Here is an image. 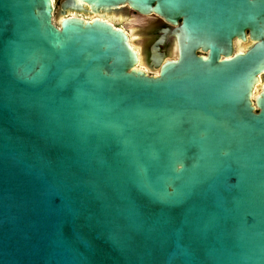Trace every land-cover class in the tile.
Instances as JSON below:
<instances>
[{
  "label": "water",
  "instance_id": "95a60500",
  "mask_svg": "<svg viewBox=\"0 0 264 264\" xmlns=\"http://www.w3.org/2000/svg\"><path fill=\"white\" fill-rule=\"evenodd\" d=\"M80 4L173 31L0 0V264H264V0Z\"/></svg>",
  "mask_w": 264,
  "mask_h": 264
},
{
  "label": "rangeland",
  "instance_id": "374dc122",
  "mask_svg": "<svg viewBox=\"0 0 264 264\" xmlns=\"http://www.w3.org/2000/svg\"><path fill=\"white\" fill-rule=\"evenodd\" d=\"M62 1L63 0H54L53 1L56 5L55 6L56 10H55L54 15H58L59 10H60V4ZM60 17L61 16H58V19H57L59 23L62 20V19H60ZM67 17H70V16L67 15ZM90 17H92V19H90V21L97 18V19L104 20V21H106L112 25H115L116 27L127 29L128 34H131L133 36L132 38L135 40V44L138 47L139 46L143 47V49H146L153 42V38H152V35L150 33H151V31H153L154 27L159 24V21L156 18H154L153 16L148 17V18H144V17H141L140 15L136 14L135 12H129L128 16H126L124 18L121 17L120 15H114V14L108 15L107 12H99V13L94 14V15L90 14L89 18ZM110 19H114L115 22L112 23V21H110ZM130 20H134V22L131 23ZM53 22L56 26L58 25L57 22L54 21V19H53ZM130 26H132V27H130ZM133 32H139V34L134 36ZM246 48H247V45H240L239 43H237L235 46V52L244 51V50H246ZM170 54L171 55L174 54L173 58L175 56H177L175 46H173L171 48ZM201 54H203V53H201ZM167 59H169V57H166L165 60H167ZM148 74L156 76L157 72L154 74V73L149 71ZM263 82H264V78L262 77V82L258 86V89L254 90V94L258 93Z\"/></svg>",
  "mask_w": 264,
  "mask_h": 264
},
{
  "label": "flooded vegetation",
  "instance_id": "af4514ba",
  "mask_svg": "<svg viewBox=\"0 0 264 264\" xmlns=\"http://www.w3.org/2000/svg\"><path fill=\"white\" fill-rule=\"evenodd\" d=\"M128 13H129L128 10H125V11L124 10L123 11L122 10H120V11L118 10V11H113V12L110 11V13H107V14L108 15H111V14L120 15L121 17L124 18V17L128 16ZM68 16H71V15H68ZM73 16H76L75 18H80L83 21L90 20V18H89L90 14H88V13L84 14V15L82 13H79V14L76 13ZM156 19L159 21V24L157 26H155L153 31H151V33H150L152 35V38H153V43H155L161 37H163L165 31H167V30L173 31V28L170 25H168L164 20H162L161 18H157V17H156ZM130 22L132 23V22H134V20H130ZM113 26L116 27L115 25H113ZM130 27H132V26H130ZM116 28H119V27H116ZM119 29L123 30L127 34L131 46L134 48V50L137 52V54L139 56L140 65L138 66V68L140 67L139 69L144 71L146 74H148L149 71L155 74L156 71L150 70L148 68V66L144 63L145 58H146L147 53H148L147 49H143V47H141V46L138 47L135 44V40L132 38L133 36L131 34H128V32H127L128 30L127 29H124V28H119ZM137 34H139V32H133L134 36L137 35ZM176 42H177L176 37H173V46L176 47V52L178 53ZM236 44L237 43H235V46H236Z\"/></svg>",
  "mask_w": 264,
  "mask_h": 264
},
{
  "label": "bare ground",
  "instance_id": "6f19581e",
  "mask_svg": "<svg viewBox=\"0 0 264 264\" xmlns=\"http://www.w3.org/2000/svg\"><path fill=\"white\" fill-rule=\"evenodd\" d=\"M77 2H79V1H77ZM52 5H53V1H52ZM81 5V4H80ZM53 9H54V6H53ZM119 11L120 10H122V9H118ZM118 10H114V9H111V10H104V12H107V13H109L110 11L111 12H113V11H118ZM123 11V10H122ZM125 11V10H124ZM129 12H131L130 10H128ZM100 12H103V11H100ZM76 13H82V14H91V15H94V14H97V13H94L89 7H87L86 5H81V8H80V11H73V10H69V11H67L66 12V15H60V13H59V16H61L60 17V19H65L66 17H67V15H74V14H76ZM90 19H92V17H90ZM97 19V18H96ZM61 20V21H62ZM94 20V19H93ZM92 20V21H93ZM98 20H101V19H98ZM60 21V22H61ZM104 21V20H103ZM110 21H112V23H114L115 21H114V19H110ZM85 22H91V21H85ZM106 22V21H105ZM108 23V22H107ZM59 24V23H58ZM110 24V23H109ZM112 25V24H111ZM128 41H129V39H128ZM172 43H173V39H172ZM235 43H239L240 45H247V48L248 47H250L251 46V43L250 42H247V43H244V44H242L239 40H236L235 41ZM176 44H177V42H176ZM129 45H130V47L132 48V50L133 51H135L134 50V48L131 46V44H130V42H129ZM172 47H173V44H172ZM246 48V49H247ZM177 51H178V47H177ZM245 52V50L244 51H237V52H235V53H244ZM135 53L137 54V52L135 51ZM170 53V52H169ZM170 55V54H169ZM137 57H138V62H137V65L135 66V69H138V66L140 65V60H139V56H138V54H137ZM144 63L148 66V62H147V56H146V58H145V61H144ZM148 68H149V66H148ZM150 69V68H149ZM138 70H140V69H138ZM150 70H152V71H156L157 72V75H158V70H154V69H150ZM142 71V70H141ZM144 72V71H143ZM145 73V72H144ZM261 80V81H260ZM262 82V76H259L258 77V80H257V82H256V85H255V87H254V89H253V97H256L257 96V94L261 91V88H262V86H263V84H264V82L262 83V85H261V87H260V89H259V91H258V93L257 94H254V90H257L258 89V86L260 85V83Z\"/></svg>",
  "mask_w": 264,
  "mask_h": 264
},
{
  "label": "trees",
  "instance_id": "16d2710c",
  "mask_svg": "<svg viewBox=\"0 0 264 264\" xmlns=\"http://www.w3.org/2000/svg\"><path fill=\"white\" fill-rule=\"evenodd\" d=\"M52 1H54V0H52ZM53 6H54V14H55V10H56L55 9V6L56 5H55L54 2H53ZM58 16H59V13H58V15H53V19H54L55 22H57V24L59 23L58 20H57L58 19ZM70 17H76V16L71 15ZM88 21H90V20H88Z\"/></svg>",
  "mask_w": 264,
  "mask_h": 264
}]
</instances>
